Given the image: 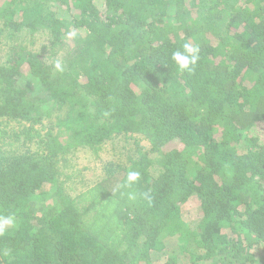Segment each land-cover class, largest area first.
Returning a JSON list of instances; mask_svg holds the SVG:
<instances>
[{
	"label": "trees",
	"instance_id": "16d2710c",
	"mask_svg": "<svg viewBox=\"0 0 264 264\" xmlns=\"http://www.w3.org/2000/svg\"><path fill=\"white\" fill-rule=\"evenodd\" d=\"M259 125L264 0H0V264H259ZM131 136L94 184L66 171ZM170 240L184 263H154Z\"/></svg>",
	"mask_w": 264,
	"mask_h": 264
},
{
	"label": "rangeland",
	"instance_id": "374dc122",
	"mask_svg": "<svg viewBox=\"0 0 264 264\" xmlns=\"http://www.w3.org/2000/svg\"><path fill=\"white\" fill-rule=\"evenodd\" d=\"M98 3V1H96ZM71 45V42H69ZM12 125H9L7 128L10 129ZM261 129H258V133L262 136L264 140V125H259ZM13 130H8L9 133H12ZM119 137L113 139L112 142H108L104 145H101L97 148V152L89 150H81L74 154L70 161V168H67L66 171L79 172V175L76 179L80 183L84 182L87 186L94 184L103 175L104 169L107 165L111 163H125L129 159H135L137 157V149L146 150L148 143L145 140H141L138 137ZM71 174V173H70ZM78 174V173H76ZM72 174V175H76ZM201 210L199 201L196 197H192L187 203H185L181 208V216L184 221L190 224L191 229H196L198 221L201 218ZM17 222L15 220V225L7 229L16 228ZM168 248L163 255L156 254L153 256L152 261L154 263H163L168 257L176 256L180 263H184V260L179 256L177 245H175L174 240L168 242ZM253 253L259 264H264V248L263 246H256L253 250ZM160 255V256H159Z\"/></svg>",
	"mask_w": 264,
	"mask_h": 264
},
{
	"label": "clouds",
	"instance_id": "9594fccd",
	"mask_svg": "<svg viewBox=\"0 0 264 264\" xmlns=\"http://www.w3.org/2000/svg\"><path fill=\"white\" fill-rule=\"evenodd\" d=\"M69 35L72 36L74 35V33H70ZM183 47L187 55L177 51L173 53V58L176 62H178L180 70L190 71L191 70L190 65H195L199 59L198 48H195L190 44H185ZM55 67L58 71H63L59 63H57ZM139 175H140L139 172H129L128 181L132 182L138 180ZM14 225H15V218L13 216L0 217V234H3V232L7 228L13 227Z\"/></svg>",
	"mask_w": 264,
	"mask_h": 264
}]
</instances>
